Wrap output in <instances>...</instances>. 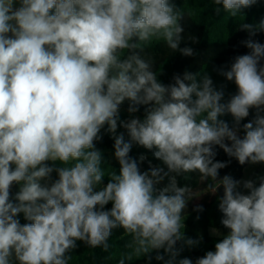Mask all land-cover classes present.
<instances>
[{
  "label": "clouds",
  "instance_id": "1",
  "mask_svg": "<svg viewBox=\"0 0 264 264\" xmlns=\"http://www.w3.org/2000/svg\"><path fill=\"white\" fill-rule=\"evenodd\" d=\"M213 3L217 15L222 7L236 17L257 0ZM183 19L171 0H0V264H69L77 241L107 251L117 228L131 237L118 264L160 249L170 256L165 264H175L178 242L198 243L182 231L191 189L176 175L196 171L218 184L213 193L222 187L228 232L195 264H264V177L258 186L220 178L228 162L215 160L219 146L241 165L264 163V44L251 38L264 32V19L240 24L251 51L220 69L238 89L227 102L209 75L185 71L165 85L143 57L153 40L196 55L180 47ZM125 101L130 114L146 106L143 119L120 120ZM250 109L257 115L241 137ZM227 114L231 127L220 119ZM105 127L119 164L106 185L95 143ZM134 145L154 150L161 164L141 171L147 156H130Z\"/></svg>",
  "mask_w": 264,
  "mask_h": 264
},
{
  "label": "trees",
  "instance_id": "2",
  "mask_svg": "<svg viewBox=\"0 0 264 264\" xmlns=\"http://www.w3.org/2000/svg\"><path fill=\"white\" fill-rule=\"evenodd\" d=\"M171 2L184 12V19L181 21L184 32L182 33L183 40L180 47H191L196 55L185 57L178 50L170 49L164 41L153 40L145 46L142 53L143 57L152 60L153 70L157 73L159 81L165 85L173 83L172 78L175 74L183 75L185 71L209 75L217 89L223 87L224 100L222 102H227L232 95L236 94L238 89L234 81H228L220 74V69L228 70L236 56L251 51L242 44V41L249 39V33L240 30V24L255 25L264 19V0H257L255 5L243 9L242 14H238L236 17H232L222 7L220 14L217 15L215 8L218 6L213 3V0H171ZM193 37L197 38L198 42L193 43ZM251 38L264 44V32H259ZM124 54H126V50ZM261 64L264 65V60H261ZM145 107L139 106V111L130 114L128 112L129 102L125 101L120 107V120L143 119ZM256 115L257 110L250 109L249 116L240 122L238 135L243 137V124L253 121ZM260 115H264V111H261ZM220 119L225 120L230 127L234 123L230 114L222 116ZM121 132L125 134L127 139L126 130L120 127L118 122L117 134ZM101 135L102 140L95 143L96 148L101 150L104 155L102 168L105 170L106 176L103 178L102 183L106 185L109 181L107 173L111 171L119 172V164L113 157L114 139L112 134L108 133L105 127V129H102ZM153 151L134 145L130 156L138 158L140 154H145L147 160L140 165L141 171H145L149 169V162L152 166L161 164L154 157ZM215 151V160L228 162V165L220 170V178L224 175H231L234 179L240 180L244 175V170L250 163L239 164L235 158L229 157L219 146H215ZM48 163L52 164V162ZM55 166L59 167L60 165L57 162ZM172 175L176 174L173 173ZM51 179L52 181L58 179L56 172L51 174ZM176 179L180 186L186 185L191 189L190 200L182 214L185 225L182 231H184L186 238H191L198 241V243L188 246L183 241L178 242L176 248L182 250L179 256L176 257L175 264H178L179 260L183 258H189L195 264V261L203 257L207 251L214 250L215 243L222 238L212 236L210 230H228L221 224L222 213L218 210V198L222 196L223 189L221 187L216 193H213V188L218 187V184L210 178L204 179L198 171L181 173L176 175ZM42 183L44 182L42 181ZM165 183H167V180H165ZM162 186L159 185L158 187ZM18 190L19 186L13 185L11 189L13 197ZM241 191L246 192L247 190L241 187ZM199 206L203 207V211L197 210ZM110 208L111 203L105 206V209ZM18 219L21 224L29 223L22 213L19 214ZM130 239L131 237L122 228H117L113 230L108 240L109 248L107 251L102 247L92 248L84 242L77 241V247L68 253L71 257L69 264H118L122 255L131 251L126 247ZM157 255H162L163 260H157ZM150 257V259L148 256L133 257V260L126 261V264H165L170 259V256L163 249L153 250Z\"/></svg>",
  "mask_w": 264,
  "mask_h": 264
},
{
  "label": "rangeland",
  "instance_id": "3",
  "mask_svg": "<svg viewBox=\"0 0 264 264\" xmlns=\"http://www.w3.org/2000/svg\"><path fill=\"white\" fill-rule=\"evenodd\" d=\"M16 7L19 6L17 3L15 5ZM264 177V163L259 164H250L245 170L244 175L240 179L241 181L244 180H253L256 185H259V178ZM247 192V191H246ZM245 192V194H246ZM216 233L213 232V229L210 230V234L215 237H222L223 235L227 234L228 230H222V229H215Z\"/></svg>",
  "mask_w": 264,
  "mask_h": 264
}]
</instances>
